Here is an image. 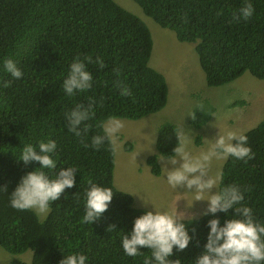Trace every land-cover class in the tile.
Returning a JSON list of instances; mask_svg holds the SVG:
<instances>
[{
	"label": "trees",
	"instance_id": "trees-1",
	"mask_svg": "<svg viewBox=\"0 0 264 264\" xmlns=\"http://www.w3.org/2000/svg\"><path fill=\"white\" fill-rule=\"evenodd\" d=\"M134 1L155 22L173 30L179 41H198L196 50L208 86L231 83L246 72L264 79V0H249L254 14L239 22L233 14L245 0ZM153 47L147 23L115 0H0V246L12 254L33 252L31 262L17 259L11 264H59L64 255L73 253L86 255V264H143L150 257L146 247L137 257L127 256L122 248L123 236L148 210L136 208L134 197L115 185V148L106 143L96 150L85 144L102 134L100 125L109 118L141 119L167 106L170 78L150 65ZM89 56L93 62L86 67L93 75L92 88L68 96L62 83L71 63ZM96 57L103 59L104 68L95 63ZM5 58L17 62L23 73L20 79L3 71ZM5 81H11L7 88ZM117 81L131 88L132 95L122 97ZM192 95L198 101L191 124L200 129L216 106L200 92ZM90 100L95 101L94 115L86 122L91 128L86 136L76 137L68 130L65 114ZM200 103L204 112L197 110ZM177 128L171 121L159 127L157 152L147 160L154 175L162 174L160 158L174 154ZM244 134L255 156L247 163L229 157L219 188L237 184L248 189L244 203L264 224V120ZM48 139L57 144L53 156L57 169H38L39 162L18 160L24 144ZM195 143L202 144L201 134ZM126 144V150H132L130 142ZM67 167L78 168L75 185L50 203L45 219L34 210L10 206L11 192L27 173L43 170L55 178L59 169ZM89 179L114 193L101 219L92 224L81 223ZM234 214L229 209L227 214L183 219L192 240L183 251L174 247L169 259L193 264L207 243L208 221L219 218L223 226ZM112 225L115 228L108 230Z\"/></svg>",
	"mask_w": 264,
	"mask_h": 264
},
{
	"label": "clouds",
	"instance_id": "clouds-1",
	"mask_svg": "<svg viewBox=\"0 0 264 264\" xmlns=\"http://www.w3.org/2000/svg\"><path fill=\"white\" fill-rule=\"evenodd\" d=\"M139 8L141 9L142 7ZM141 10L143 15L146 16L143 9ZM134 13L137 14L136 12ZM253 14L252 3L249 0H245L238 12L233 14V19L237 22L241 20L248 21ZM140 16L142 17V15ZM190 43L196 50L198 41ZM92 62V57L89 56L84 61L77 58L71 63L69 73L62 83V88L68 96H73L77 92L92 88L93 75L86 67L87 63ZM95 63L100 68L105 67L104 61L100 57H96ZM2 66L3 71L6 74H10L14 79H20L23 75L17 62L12 58H5ZM117 76H119L118 71ZM10 84L11 81H5L3 82V87L7 88ZM116 87L122 97L132 95L131 88L122 82L117 81ZM194 92L200 91L191 92L188 98L196 105L198 100L195 95H192ZM200 93L203 98L208 99L205 93ZM94 105L95 101L92 100L87 102V106L80 103L65 114L68 130L74 133L76 137L86 136L89 132L91 125L86 122L92 119L94 115ZM197 110L204 112V105L202 103L198 104ZM213 114L208 123L200 129L195 128L191 124V120L173 121L178 127L174 132L178 143L173 149V155L163 156L160 159L163 162L162 168L166 172L167 183L172 188H186L187 192L194 193V201L208 202L203 215H214L217 212L227 214L229 209H234L235 214L230 219H226L223 226L220 225L219 218H213L208 221L207 226L210 231L207 234V243L193 264H264V224L257 222L253 215V210L244 203L245 192L248 189H242L237 184L219 188L223 173L220 170H217L215 174L212 173L213 160L227 161L229 157H232L247 163L254 158L255 153L248 146V138L243 133L236 131L221 133L219 131L217 136L214 137L218 129L212 134L208 131L209 125L214 118ZM151 115L153 113L144 118H150ZM189 116L195 119V111ZM100 127L102 128V134L92 136L90 145L85 144V147L99 150L106 143H109L115 148L118 134L124 128V123L113 117L101 124ZM190 127L195 131L197 130V135H202L201 145L196 144L195 140L190 142L191 137L187 132L188 130L191 131ZM192 133L194 138V132ZM209 137L214 138L206 151L193 154L188 150L190 145L203 146L204 141ZM204 138L206 139L203 141ZM156 139L157 134L153 139L155 149ZM81 142L83 143V140ZM126 143L125 148L127 147ZM130 144L132 143L130 142ZM37 149H39V154ZM56 149V141L52 139H48L47 142L41 140L36 145L31 143L24 144L18 160L23 161L25 164L39 162L41 167L38 169L54 170L57 169V161L53 159ZM130 151L126 150V152ZM77 169L76 167L61 168L56 172L55 178H49L43 170L37 171L36 169L27 173L21 178L15 190L11 192L10 206L19 211L34 210L36 213H46L50 209V203L59 199L66 188H72L75 185V172ZM88 184L89 187L85 192V214L81 223L92 224L101 219L108 209L114 193L111 188L99 186L93 183L91 179L88 180ZM213 189H216V191L213 192ZM182 221L183 214H170L156 209L154 212L147 211L134 220L131 233L123 236L121 244L124 253L129 257H137L142 255L140 248L146 247L150 249L151 255L144 258L143 264H181L179 259L171 260L169 257L173 255L174 247L177 251H183L192 240ZM113 228H115L114 225L110 226L108 230ZM17 259L15 255L4 254L0 257V264H11L13 260ZM20 260L29 263L32 257L31 260L21 258ZM87 260L88 257L86 255L73 253L67 256L64 255L59 264H86Z\"/></svg>",
	"mask_w": 264,
	"mask_h": 264
},
{
	"label": "rangeland",
	"instance_id": "rangeland-1",
	"mask_svg": "<svg viewBox=\"0 0 264 264\" xmlns=\"http://www.w3.org/2000/svg\"><path fill=\"white\" fill-rule=\"evenodd\" d=\"M115 1L129 10L132 9L131 11L139 14V17L142 15L141 18L149 26L154 41L150 65L170 78L169 102L162 111L150 116L153 120L114 117L124 123L115 146V185L125 192L136 195L140 202L148 201L152 209L154 207L159 211L173 209L170 213L183 214V219L202 216L207 201H194V193L187 192L186 188H172L167 183L163 168L160 176L153 174L147 160L157 152L154 150V136L158 134L159 127L164 121L193 120L189 115L193 112L195 104L188 96L195 90L205 93L211 104L216 106V113L213 114L214 118L208 128L211 134L218 129L214 137L219 131L221 133L236 131L244 134L264 120V80L246 72L231 83L216 87L208 86L198 54L190 42L179 41L173 30L163 28L151 17L144 16L142 8H139L141 6L134 0ZM190 129L194 132V138L190 130L187 132L191 137L190 142H193L197 130L191 127ZM214 137L204 138L203 141L206 140L203 146L190 145L188 150L193 154L206 151ZM127 141L132 143L130 152H126ZM225 161L213 160L212 173L222 171ZM160 162L163 165V162ZM212 191L215 192L216 189ZM138 206L136 207L139 209L148 210L145 209L148 207ZM49 212L50 209L43 214L37 213L41 219H45ZM4 254L15 255L18 259L31 260L32 257L31 250L22 254H12L0 247V257Z\"/></svg>",
	"mask_w": 264,
	"mask_h": 264
},
{
	"label": "crops",
	"instance_id": "crops-1",
	"mask_svg": "<svg viewBox=\"0 0 264 264\" xmlns=\"http://www.w3.org/2000/svg\"><path fill=\"white\" fill-rule=\"evenodd\" d=\"M150 119L153 120V117H150ZM149 122H151V121H149ZM151 123H153V122H151ZM217 132H218V131H217ZM154 150H156V149H154ZM132 195L134 196V200H135V205H136V206H138V205H143V206H145V207H148V208H145V209H148V210H151V211H155L154 209L151 208V204H150L148 201H146V202H140L136 195H134V194H132ZM188 196H189V195H188ZM137 204H138V205H137ZM138 207H141V206H138ZM142 208H144V207H142ZM158 211H159V210H158ZM166 212H168V213L173 212V209H172V210H166ZM170 214H175V213H170Z\"/></svg>",
	"mask_w": 264,
	"mask_h": 264
}]
</instances>
